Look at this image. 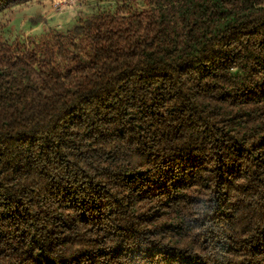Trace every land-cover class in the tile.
I'll list each match as a JSON object with an SVG mask.
<instances>
[{
    "label": "trees",
    "instance_id": "obj_1",
    "mask_svg": "<svg viewBox=\"0 0 264 264\" xmlns=\"http://www.w3.org/2000/svg\"><path fill=\"white\" fill-rule=\"evenodd\" d=\"M110 1L0 41V264H264V0Z\"/></svg>",
    "mask_w": 264,
    "mask_h": 264
},
{
    "label": "rangeland",
    "instance_id": "obj_2",
    "mask_svg": "<svg viewBox=\"0 0 264 264\" xmlns=\"http://www.w3.org/2000/svg\"><path fill=\"white\" fill-rule=\"evenodd\" d=\"M110 0H33L0 12V41L29 43L54 32H64L77 17L87 19L115 8Z\"/></svg>",
    "mask_w": 264,
    "mask_h": 264
}]
</instances>
